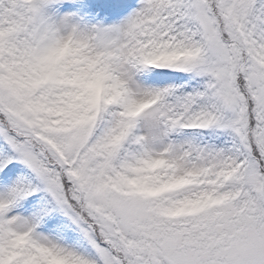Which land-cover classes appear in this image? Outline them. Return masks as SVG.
Here are the masks:
<instances>
[{
  "label": "snow or ice",
  "instance_id": "obj_1",
  "mask_svg": "<svg viewBox=\"0 0 264 264\" xmlns=\"http://www.w3.org/2000/svg\"><path fill=\"white\" fill-rule=\"evenodd\" d=\"M0 264H264V0H0Z\"/></svg>",
  "mask_w": 264,
  "mask_h": 264
}]
</instances>
